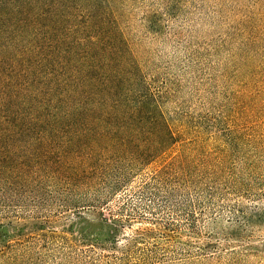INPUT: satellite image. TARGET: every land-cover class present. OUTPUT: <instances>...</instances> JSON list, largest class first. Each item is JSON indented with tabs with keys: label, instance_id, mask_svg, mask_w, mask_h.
Returning <instances> with one entry per match:
<instances>
[{
	"label": "rangeland",
	"instance_id": "1",
	"mask_svg": "<svg viewBox=\"0 0 264 264\" xmlns=\"http://www.w3.org/2000/svg\"><path fill=\"white\" fill-rule=\"evenodd\" d=\"M124 14L145 80L183 133L165 161L195 137L223 145L235 127L229 115L263 79L264 0H134ZM250 104L258 110L261 100ZM255 148L208 181L154 178L165 162L143 166L96 209L66 208L94 191L66 192L50 179L44 190L2 193L0 222L18 221L22 231L0 264H264V160ZM101 218L117 229L115 242L83 240L79 228L93 237Z\"/></svg>",
	"mask_w": 264,
	"mask_h": 264
},
{
	"label": "trees",
	"instance_id": "2",
	"mask_svg": "<svg viewBox=\"0 0 264 264\" xmlns=\"http://www.w3.org/2000/svg\"><path fill=\"white\" fill-rule=\"evenodd\" d=\"M130 1L0 0L1 195L29 184L44 190L50 179L66 192L94 191L67 199L66 208L96 209L152 163L165 162L154 178L176 174L194 182L223 178L233 155L246 158L249 147L264 160L263 75L253 98L229 115L235 127L223 145L195 137L165 161L183 133L175 135L162 91L146 82L124 35ZM250 99L261 100L258 110ZM111 223L101 218L93 237L83 226L79 234L114 243ZM21 231L18 221L0 222V258Z\"/></svg>",
	"mask_w": 264,
	"mask_h": 264
}]
</instances>
